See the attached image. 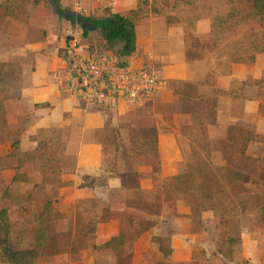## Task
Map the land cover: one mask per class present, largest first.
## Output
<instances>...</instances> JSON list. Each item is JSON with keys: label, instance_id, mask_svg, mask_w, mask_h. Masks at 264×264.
Here are the masks:
<instances>
[{"label": "rangeland", "instance_id": "1", "mask_svg": "<svg viewBox=\"0 0 264 264\" xmlns=\"http://www.w3.org/2000/svg\"><path fill=\"white\" fill-rule=\"evenodd\" d=\"M57 1L59 8L53 0H0V52L8 44L12 48L18 45L32 48L45 43L50 45L47 55L59 57L63 64L69 33L88 30V36L84 35L88 44L121 58L122 44H106L98 31L87 28L89 25L80 18L83 15L74 13L65 0ZM138 4L137 13L129 17L140 27V37L150 21L161 29L163 37L166 26L182 29L192 68L198 65L202 77L199 81L208 86L201 90L203 95L196 103L191 98L194 87L185 84L183 93L190 96L186 98L188 103L173 105L175 114L180 112L179 108L189 111L192 107L194 111L192 126L181 130L185 157L180 176L166 180L162 174L155 121L152 116L147 118L138 112L149 102L107 107L78 102L71 93L76 99L73 114L62 119L66 120L63 127L67 129L62 127L38 137L42 141L53 136L52 141L58 139L54 145L41 146L39 160L31 154L22 158L14 155L16 152L11 160H0V209L7 208L10 212L13 246L35 249L39 258L34 264H116L119 253L120 264H131L130 248L136 239L115 244L116 250L108 253L106 246L98 244L91 235L97 222L115 219L119 214L112 211L127 208L131 209L125 211L127 217L143 223L159 218L149 230L164 223L160 232L142 235L137 240L140 256L135 259L136 264H264V23L261 16L253 0H138ZM69 17L76 18L75 25ZM90 17L100 18L92 13ZM147 58L140 54L129 63L137 71L156 74L154 67L145 62ZM226 59L236 64V72L242 78L237 89H231L230 93L218 89L217 80L210 76V63L219 61L223 71ZM10 67L0 64V73H5L0 80L2 91L5 87L10 89L9 84H15L12 82L18 78L17 66ZM60 67L54 70L56 78L63 75V66ZM8 69L15 71L10 81L5 80L6 72L11 71ZM55 83L58 88L53 91L69 92L65 84L61 88V80ZM162 92L159 87L147 100L162 96ZM158 102L156 111L162 112L163 121L169 123L171 114L164 107L170 102L165 99ZM220 106L223 110L231 108L230 116L236 122H226L225 131L210 132L208 128H220L217 124ZM147 107L153 114L154 103ZM88 116L96 124L86 131L83 123ZM101 119L103 122L99 124ZM161 127L167 129L164 123ZM66 137L72 143L69 147ZM82 140L92 146L82 145ZM91 149L96 155L104 156L105 174L96 170L98 167L92 160L89 172L83 174ZM33 163L38 170H31ZM239 169L247 177L240 180L236 176L235 182L230 175ZM69 186L82 190L123 186L128 193L124 196L102 190L91 194L89 200L83 196L75 199L76 195L61 192ZM183 196L193 206L190 211L179 206ZM74 199L78 204L76 209L74 204L53 206ZM187 214L194 219L189 233L184 226L171 225L174 220L183 223ZM213 217L221 218L217 226L212 221L206 222ZM203 218L202 223L195 221ZM177 245L190 249L186 259L183 253L181 258L174 257ZM0 264H8L2 261L1 254Z\"/></svg>", "mask_w": 264, "mask_h": 264}, {"label": "crops", "instance_id": "2", "mask_svg": "<svg viewBox=\"0 0 264 264\" xmlns=\"http://www.w3.org/2000/svg\"><path fill=\"white\" fill-rule=\"evenodd\" d=\"M65 1L67 2V0ZM138 5V0H102L100 3L93 4L91 6V13L97 17H100L97 19H105L111 13L129 16L132 12L138 10ZM104 6L105 8L102 9V7ZM135 26L137 34V53L133 58H124V61L129 63L131 59L138 57L140 54H143V56H147V60L144 59L145 62H148L150 66L154 67L157 78L161 81V92L163 91L162 96L156 98L155 95L152 98L153 100L150 99L152 100L151 103L150 100H147L148 98H146L144 102L141 103H149L142 107L140 109L141 111L138 110V112L140 115H145V117L148 116L147 118L152 116V118L154 119L156 129L158 130V154L162 163V174L166 178V180H173L180 176V168L185 157L184 152L182 151L181 139L184 136L181 130L182 128H184L185 130L186 127L192 126L191 120L194 114V111L191 110L192 107L190 110L187 108L189 111H184L182 110V108H179L180 112H177V114H175L173 105L174 103L176 106H178V103H188V100H186V98L190 96L183 93V87L185 84L194 87L192 88L191 98L192 101H195L196 103L198 100H201V96L203 95L201 93V90L203 88L207 89L208 86L206 84H203V81H199L202 79V77H199L200 73L197 69L198 65L195 64V69L192 68L189 50L185 41V33L182 29L166 26L164 29L165 36L163 37L161 35V29L154 26L150 21L148 26L146 25L144 28L143 36L140 37V27L137 24ZM49 47L50 45H46L45 43H39L38 45H36V47L32 48L31 46H27L24 48L22 47V45H18L16 48H12V44H8V47H5V49L0 52L1 65L9 66V68H11L10 66L14 64L18 68V78L17 80L15 79V81L12 82L15 84H9L11 87L10 89H6L5 87L4 91L0 90V160L2 161L11 160V155L14 154V152H16L14 155H20L22 158L25 155L31 154L33 156H37L38 159V157L41 155V146L44 147L46 143L48 145H54L58 141V139H54L52 141L54 136L49 139V141H51L52 143H50L49 141H42L40 139L37 140L38 137L43 138L45 137V133H49L50 131L54 133L55 130H61L63 125L67 123L66 120L63 121L62 119H67L65 117L67 115H69L68 118H70V116L73 114L76 97L74 98L70 91L68 93H64L59 89H55V91H53V88H58L57 83H55L58 80H61V88H64L63 75H61L60 78H56L53 73L54 70L61 65L63 66L61 67L63 68L62 71L64 72L66 63L64 61L63 64H61V60L59 59V57H54L55 55L51 57L48 56V53L50 51ZM218 62L219 61H212L210 63V76L214 80H217L218 89H222L225 92L230 93L231 89H237L236 86L240 84L239 82L242 80V78L236 72V64L231 62L230 59H226V61H223L225 62L223 71L221 70L222 66ZM130 65L132 66V64ZM8 70L11 71L6 72L8 76L5 77V80L8 79V81H10L15 71L13 69ZM4 75L5 73H0V80L4 78ZM204 95L206 97L207 92L204 91ZM158 99H165L170 102V105H167L168 107H164V110L166 111V109H168L171 114L169 123L163 121L162 112L160 113L159 111H156L159 109L156 108V106H160ZM76 101H78V99ZM153 103L155 106V111L153 112V114H151V112L149 111V107L147 106ZM246 104L248 105L250 104V102L247 101ZM230 109L223 110L222 106H220L217 111V124L220 128L216 130L213 127L208 128L210 132L217 130L225 131L224 126H226V122L229 121L228 124L236 122L234 121V117L231 118L230 116ZM90 119L91 117L88 116L86 122L83 123L84 126H86V131L87 128H92L93 125L96 124L92 123ZM102 122L103 119L99 120V124H101ZM162 123H164V128L167 129L162 130ZM62 129H65V126ZM74 134L75 133H68V135L72 136ZM67 138L68 137L65 138L67 140L66 145L69 147V145H72V143H69ZM81 143L82 145L84 143V145L87 146L88 144H90L85 140H82ZM90 146H92V144H90ZM19 160L20 159L18 158V161ZM90 160L95 162V165L98 167L96 170L105 174L106 169H103L104 156L101 153L96 155V152H93V149H91V152L88 158L85 159V164L83 165L84 168L82 169V172H84V175L89 172V166L92 164ZM79 162L81 163V160L78 157V164ZM34 164L35 163H33V165ZM33 169L38 170L37 165L36 167L34 165L31 168V170ZM35 174L39 175V173L36 172ZM90 176L92 177V175ZM102 190H105L107 193L117 192L120 194H124V196L128 193V190L123 186L122 188H119L118 186L105 188L94 187L85 190L78 189L76 186H69L65 189H62L61 192L62 194L68 193L69 196L74 194L76 195L75 199H77V197L80 198L83 196L85 200H89V198H92L91 194H93L94 192L100 193L102 192ZM75 199L69 203H53V206H56L54 208H61L62 206H67L66 204H74L73 207L76 209V205L78 204L76 203ZM129 210L131 209L124 208L121 210L118 208L115 211H112V213L119 214L115 219H106L97 222V225H94V231L93 233H91V235L96 238L98 244H100L101 246H105L106 243L112 241L113 239H117L120 238L121 235H125V232L128 233V235L131 234V232H127L126 229H124V227L126 226H132L135 229L140 226V219L126 218L128 215H126L127 213L125 211ZM41 216L39 217L40 220ZM157 219L159 218H153L152 220ZM220 219L221 218L215 217H213L212 219L207 218L206 222L212 221V223L216 224L217 226V221H220ZM10 220L12 221L11 216ZM192 221L193 219L187 216L185 217V221L183 223H181V221L179 220H174L171 225L175 227L179 225H181L182 227L184 226V229L186 228V232H188L189 227L191 228V226L193 225ZM161 223L162 224L160 225L154 226H161L160 228H152L144 232V234L142 235L147 236L149 234V236H151L154 235V232H157V230H159L160 232L164 227V223ZM131 236H133V241L134 235L131 234ZM173 236H175V234H173ZM139 238L140 236L136 237L134 245L130 248V250H132L131 252H133V255L131 253L129 254L131 255L130 257L132 259L131 264H136L135 259L140 256V247L137 243V240ZM185 241H187V239H185ZM178 246L180 245H177L174 252V257L181 258L180 256L183 253V257L185 256L184 258L186 259L190 253V249L188 247L184 248ZM106 249V252L108 253L116 250L115 248L112 249V247H106ZM147 250L148 249H146V252ZM118 253L119 252H117V254ZM119 254L117 258L118 261L120 260ZM118 261H116V264H120V262Z\"/></svg>", "mask_w": 264, "mask_h": 264}, {"label": "built area", "instance_id": "3", "mask_svg": "<svg viewBox=\"0 0 264 264\" xmlns=\"http://www.w3.org/2000/svg\"><path fill=\"white\" fill-rule=\"evenodd\" d=\"M101 1L67 0L74 13L86 17L91 14V6ZM69 36L63 81L81 103L107 107L120 103L137 105L161 87L156 74L137 71L124 58L102 53L87 43L81 30Z\"/></svg>", "mask_w": 264, "mask_h": 264}, {"label": "trees", "instance_id": "4", "mask_svg": "<svg viewBox=\"0 0 264 264\" xmlns=\"http://www.w3.org/2000/svg\"><path fill=\"white\" fill-rule=\"evenodd\" d=\"M54 5L56 8L58 6V1L53 0ZM254 7L258 14L261 16V20L264 23V0H253ZM133 13V12H132ZM134 13H137L134 11ZM85 23H87L89 26L93 27L94 30L98 31L103 41L108 45H114L116 43L122 44V49L120 50V57L121 58H131L134 57L137 53V34H136V26L135 21L133 18H130L129 16H123L116 13H111L107 18L105 19H96L93 17H80ZM69 21L75 25L76 24V18L75 17H69ZM90 31L84 30V35L87 37ZM66 53V51H65ZM67 56H64V60L66 61ZM244 170V168H242ZM236 176L240 180H242L241 177L245 178L246 173L241 172V169H239V172L237 170H233L231 172L230 177H232L233 180H236ZM237 178V179H238ZM177 179V178H176ZM239 181V180H238ZM180 208H184L186 210L193 209V206L188 203L186 200V197L183 196V200L179 202ZM263 215H264V208H263ZM189 218H193V216H190L187 214ZM126 218H132V217H126ZM194 220V219H193ZM205 219H198L195 221H199L202 223ZM153 221L148 222H141L140 226L135 229L132 226H126L124 229H126L127 232H131L132 235H134L135 239L137 236H141L149 230V228L154 224ZM192 224L194 222L192 221ZM134 232V233H132ZM12 234H13V225L10 220L9 216V210L7 208H1L0 209V254L2 257V261L8 264H34L39 258L37 252L35 249L29 248V249H16L13 246L12 241ZM132 237H128V233L125 232V235H121L120 238L113 239L112 241L106 243V247H114L116 249V245H121L120 243H125L129 239L132 241ZM134 239V238H133ZM135 241V240H133ZM115 245V246H112Z\"/></svg>", "mask_w": 264, "mask_h": 264}, {"label": "water", "instance_id": "5", "mask_svg": "<svg viewBox=\"0 0 264 264\" xmlns=\"http://www.w3.org/2000/svg\"><path fill=\"white\" fill-rule=\"evenodd\" d=\"M78 24L79 25L81 24V21L80 20H78ZM87 28H92L93 29V27H91V26H88Z\"/></svg>", "mask_w": 264, "mask_h": 264}]
</instances>
